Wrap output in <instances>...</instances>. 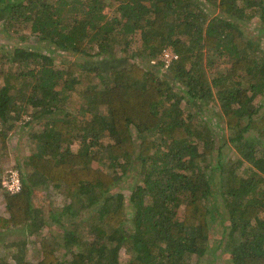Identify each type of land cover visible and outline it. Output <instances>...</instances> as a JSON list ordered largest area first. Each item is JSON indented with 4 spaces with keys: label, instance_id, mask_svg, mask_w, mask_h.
<instances>
[{
    "label": "trees",
    "instance_id": "16d2710c",
    "mask_svg": "<svg viewBox=\"0 0 264 264\" xmlns=\"http://www.w3.org/2000/svg\"><path fill=\"white\" fill-rule=\"evenodd\" d=\"M0 22L46 48L0 52V152L37 120L14 164L22 188L0 176V230L30 239L0 264H202L220 246L232 264H264V0H0Z\"/></svg>",
    "mask_w": 264,
    "mask_h": 264
},
{
    "label": "rangeland",
    "instance_id": "374dc122",
    "mask_svg": "<svg viewBox=\"0 0 264 264\" xmlns=\"http://www.w3.org/2000/svg\"><path fill=\"white\" fill-rule=\"evenodd\" d=\"M261 24H262V21L256 18H251V19L249 18V19L243 20V25L246 27V30L251 34L259 33L261 31V30L259 31ZM1 25L2 24L0 22V28H1ZM0 44L2 47L0 49V52H3V53H6L7 51L12 50L14 46H17V45L36 47L41 50L46 49L44 45L42 44V42L40 41L32 40V39H21V38L13 39L12 37H8V35L3 31H0ZM73 57L74 56L70 54H65L66 59L73 58ZM80 59H82V57H80ZM57 62L59 63L60 59H57ZM206 117L210 119V123L212 124V127L214 129L216 138L218 140H221V139L223 141L226 140L230 134V130L221 123V119L218 117V115L210 111ZM36 121L33 120L30 125L24 124L23 122H21L20 124H18V126L15 129L11 130L10 135L8 137L9 154L5 155L3 150H1L0 152L2 153L0 157V161L2 163V166L0 165V176L2 178L5 174L6 168L14 166V164L19 158L27 155L30 152L31 142H30L29 133L31 130V126H33ZM133 178L134 177L130 175L128 177H124L122 182L115 187V190H117L118 188H121L122 186H125V188H130V187L132 188L133 185L135 184ZM53 188H54L53 186H49V187L39 186L36 188V194L46 198V201H49L50 200L49 198H51L53 201V204L56 205V203L59 201L61 196H60V193L54 194ZM128 196H129V193L127 192L126 197L128 198ZM210 198L212 199L211 201H213V196H211ZM6 211L7 210L5 207V198L3 195V190L0 187V212L5 213ZM54 224H55L56 229L59 228V225L57 223L54 222ZM67 225H70V222H67ZM210 225H211L212 234L216 237L217 240H219L220 238H223L225 240L228 237L227 232H225V229H224L222 216L216 215L214 218H210ZM45 232L47 233V231ZM29 236H30L29 229L24 226L15 227L9 230H0V254H5V256L8 257L9 260L12 259V253H11L12 250L11 249L9 250V248H11L9 243L14 242L19 239L21 240L25 238L30 239ZM36 237L38 236H35V238ZM27 246L28 247L26 248V251H28V256L31 258H34V257L36 258V253H37L36 251H40L38 249V244L33 241H28ZM222 249H223V246L218 247L217 253H219V257H217L213 261H210L208 258L205 257L203 258L202 264H232L229 259L230 253L222 251ZM130 256H131L130 252H128L127 255L126 253L123 254L122 262L125 263L130 258Z\"/></svg>",
    "mask_w": 264,
    "mask_h": 264
},
{
    "label": "built area",
    "instance_id": "2783aa9c",
    "mask_svg": "<svg viewBox=\"0 0 264 264\" xmlns=\"http://www.w3.org/2000/svg\"><path fill=\"white\" fill-rule=\"evenodd\" d=\"M178 56V54L171 48H165L161 53V58H163L167 65ZM3 187L14 193L19 191L22 188V178L18 168L12 166L6 168L5 174L2 178Z\"/></svg>",
    "mask_w": 264,
    "mask_h": 264
}]
</instances>
